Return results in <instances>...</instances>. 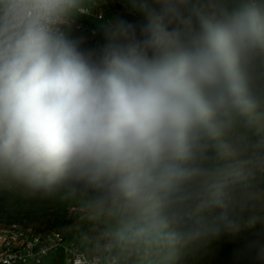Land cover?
<instances>
[{
    "label": "clouds",
    "instance_id": "9594fccd",
    "mask_svg": "<svg viewBox=\"0 0 264 264\" xmlns=\"http://www.w3.org/2000/svg\"><path fill=\"white\" fill-rule=\"evenodd\" d=\"M128 4L84 50L92 0H0V188L79 202L86 264H188L264 209V0Z\"/></svg>",
    "mask_w": 264,
    "mask_h": 264
},
{
    "label": "rangeland",
    "instance_id": "374dc122",
    "mask_svg": "<svg viewBox=\"0 0 264 264\" xmlns=\"http://www.w3.org/2000/svg\"><path fill=\"white\" fill-rule=\"evenodd\" d=\"M103 7V8H102ZM101 9L104 13L102 20L94 18L80 20L96 31L95 40L87 38H72L79 42L84 50L97 49L107 43L111 28L117 19L138 23L143 17L134 12L128 0H102ZM0 222L2 224L18 223L26 229L37 232L61 230L73 240L76 245L86 251L87 232L89 225L84 218L79 202L64 198L63 193L52 196L37 195L26 197L23 194L0 188ZM252 247L245 258L255 264H264L260 254L264 251V242L253 237Z\"/></svg>",
    "mask_w": 264,
    "mask_h": 264
},
{
    "label": "built area",
    "instance_id": "2783aa9c",
    "mask_svg": "<svg viewBox=\"0 0 264 264\" xmlns=\"http://www.w3.org/2000/svg\"><path fill=\"white\" fill-rule=\"evenodd\" d=\"M101 2L92 0L89 12L66 28L67 35L70 30H77L95 36L96 31L80 20H102ZM85 253L61 230L37 232L18 223L0 222V264H86Z\"/></svg>",
    "mask_w": 264,
    "mask_h": 264
},
{
    "label": "trees",
    "instance_id": "16d2710c",
    "mask_svg": "<svg viewBox=\"0 0 264 264\" xmlns=\"http://www.w3.org/2000/svg\"><path fill=\"white\" fill-rule=\"evenodd\" d=\"M72 38L94 39L95 36L77 30L68 33ZM253 237L264 242V209L255 211V221L249 222L247 214L238 230L223 235L204 249L188 259V264H255L253 260L243 257L252 247Z\"/></svg>",
    "mask_w": 264,
    "mask_h": 264
}]
</instances>
